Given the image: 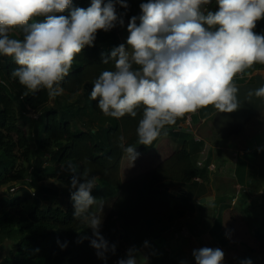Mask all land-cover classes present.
Masks as SVG:
<instances>
[{"label":"trees","instance_id":"trees-1","mask_svg":"<svg viewBox=\"0 0 264 264\" xmlns=\"http://www.w3.org/2000/svg\"><path fill=\"white\" fill-rule=\"evenodd\" d=\"M90 3L91 0H73L74 7L87 8ZM128 3L130 10L124 17V27L132 15H139L142 1ZM203 7L206 11L218 9L216 0ZM124 11L117 5L118 13ZM60 14L68 15L69 12L57 13ZM44 19L37 17L36 22ZM124 27L117 25L108 32L98 30L94 46H86L76 56L68 76L60 82L63 94L55 98H49L46 89L33 93L20 84L18 78L11 75L17 67L14 59L0 55V189L18 182L22 184L21 190L26 192V195L9 192V196L0 197V233L13 242L5 264H111L119 243L128 240L131 229L137 232L139 245L151 238L158 247L148 254L150 264H173L172 257L165 258L168 249L161 247L164 243L158 245L154 238H166L167 231L177 226L172 229V235H175L181 229L180 220L204 205L194 203L195 199L206 195V191L195 193L194 188H204V184H198L195 178H201L202 183L208 182L213 154L211 150L204 156L205 139L196 138L189 127L182 125L189 119L188 114L175 125L165 126L161 135L146 146L138 143L136 131L143 106L136 109L135 118L126 114L117 119L104 115L97 107L98 102L90 98L94 81L102 71L114 70L111 61L108 64L102 62V53L108 54L113 47L123 43L120 32ZM254 31L264 33L263 20L257 21ZM11 34L13 38H23L19 29ZM256 66L264 69V64L256 63ZM246 74L245 71L241 77H234L233 83L253 82L255 76L247 78ZM27 113L28 122H21V116L26 117ZM216 113L217 109L209 105L191 113L190 118H196L195 122L199 119L196 124H200ZM26 123L27 130L24 128ZM121 136L126 146H135L139 153L149 151L163 136H169L180 147L154 169L122 181L120 165L126 154L119 147ZM262 151V154L250 152L249 157L247 151L243 157L259 155L264 163ZM239 162L243 165L237 168L238 173L247 167L242 156L237 157V164ZM252 163L249 159V169L253 167ZM69 164L75 168V173L68 169ZM85 172L89 177H97L100 188L93 190L95 198L103 191V186L114 198L112 210L100 228L105 239L117 245L115 254H107V261L98 258L96 249L90 246L88 238L93 237V230L88 227L87 220L83 216L79 219L73 216L70 182L73 175ZM245 174L238 175L237 179L243 189L251 187L245 183ZM47 179L58 182L62 188L54 190ZM30 189H34V193ZM60 192L70 198L67 207H53L56 200L53 201L52 195L57 196ZM31 193L34 196L29 203L25 196ZM214 215L216 219L210 231L215 237H224L220 210ZM141 222L149 228L147 234L138 232L140 227L137 225ZM260 223L263 230L255 231L254 236L264 254V216ZM81 239L83 242H78ZM65 242L67 246L62 248ZM158 251L165 254L159 255Z\"/></svg>","mask_w":264,"mask_h":264},{"label":"clouds","instance_id":"clouds-1","mask_svg":"<svg viewBox=\"0 0 264 264\" xmlns=\"http://www.w3.org/2000/svg\"><path fill=\"white\" fill-rule=\"evenodd\" d=\"M211 2L146 0L139 5V15L128 20L126 42L102 53V62L111 61L114 70L102 71L90 98L104 115L117 119L126 114L135 118L136 109L143 106L136 129L140 145H151L165 126L200 108L234 111V77L256 63L264 64V33L254 31L257 21L264 19V0H216L217 10L203 11L202 6ZM117 5L125 11L118 13ZM129 10L128 0H91L87 8L74 7L73 0H0V55L14 59L17 67L11 75L20 84L33 93L46 89L49 98H55L63 94L60 82L76 56L94 46L98 30L124 27ZM66 11L68 15H57ZM37 17L45 19L36 22ZM16 29L22 39L10 35ZM248 96L264 98V85ZM119 147L132 160L140 155L135 146L125 145L123 136ZM68 169L75 173L71 164ZM70 185L73 216L88 221L93 230L90 246L107 261L117 245L101 234L103 218L89 213L97 203L92 195L97 177L87 172L73 175ZM66 246L67 242L61 245ZM136 251L128 249L127 258L117 264H137ZM192 255L196 264H222L225 258L220 248L211 247L194 249ZM241 264L253 262L247 258Z\"/></svg>","mask_w":264,"mask_h":264},{"label":"rangeland","instance_id":"rangeland-1","mask_svg":"<svg viewBox=\"0 0 264 264\" xmlns=\"http://www.w3.org/2000/svg\"><path fill=\"white\" fill-rule=\"evenodd\" d=\"M131 1L145 2L146 0H128V2ZM262 20L264 21V19ZM11 33L10 35L12 36ZM128 35L126 26L120 32V38L123 43L126 42ZM256 67V64H254L250 68L245 69L242 75H244L245 71L247 74L252 72V74H264V69H257ZM235 77H241V73ZM190 116H192L191 113L188 114L189 121L182 122V125L189 127L196 138L205 139L206 147L204 156L207 155L208 151L212 150V168L216 170L215 172L212 171L211 177L213 178V182L209 183V187H206V183H204V188L195 189H198L197 192L206 191L205 196L212 195L213 199L206 201L214 206H206L205 202H202L201 204L204 205L201 206L202 209H199L200 207L198 208L199 213L196 214L195 211L189 214L190 218L185 220L187 228L173 235L175 237L174 241L171 234H166V238L164 236L154 238L153 241L156 244L160 245L164 243L161 247L168 249V254L158 251L160 253L159 255L165 254L167 255L165 257L167 259L172 257L173 264H181V261H185L186 264H196V260L192 255L193 250L211 247L213 249L220 248L225 253L222 264H241V261L247 258H251L253 264H264V254H262V250L254 236L255 231L263 230L262 223L260 222L264 216V163L260 161L259 155L253 158H247L250 152L254 153L259 151L262 154V150H264V109L250 117L240 130H221L217 124L216 114L208 120L203 119L202 122H205L200 123L199 126L196 124L199 119L195 122L196 118L194 120V117L191 119ZM23 121L28 122V113L26 117L21 116V122ZM24 128L25 130L29 128L27 123ZM178 147H180L179 143L175 142L169 136H163L149 151L140 153L135 160L124 155L121 159L120 178L122 181H126L154 169L159 163L166 160L165 158H168ZM245 152H247V157L244 160H248L249 162L250 159L253 162V167L251 169L246 168V170L238 173L237 168L243 164L241 162L237 164V157L245 154ZM244 172L246 173L245 183L251 186L248 188L245 187V189L237 182L238 175L241 177ZM46 182L52 185L54 190H56L55 188H62L61 184L52 179H47ZM21 187L22 184L18 182L16 185H6L0 189V197L9 196V192L15 195H26V192L22 191ZM215 191L216 194H214ZM32 193L29 196H25L28 198L29 203H31L34 196ZM110 193L111 191L106 186H103V191L96 198L97 203L89 209V213L103 218L102 224L112 210L111 207L114 203V198ZM255 193L257 194L253 197L252 195ZM223 194H227V196L225 197ZM246 194L250 196L247 195L248 197H246ZM222 196L224 198L220 199ZM52 199L53 201L56 200L53 207L60 206L64 208L70 203L69 196L63 192H60L57 196L52 195ZM217 210H220L223 216L224 237H215L210 231L216 219V215L214 214L217 213ZM189 226H192L191 229L194 233L188 230ZM137 227H140L138 232L142 234H147L150 231L145 222L139 223ZM135 233L137 232L131 229L128 240L125 239L119 243L118 253L115 255L111 264H117L119 259L127 258V252L130 248L137 250L135 253L137 264H150L151 257L148 254L153 250H157L158 247L154 245L151 238L146 239L139 245V237ZM12 243L11 239H8L4 233H0V264H5L6 256H10Z\"/></svg>","mask_w":264,"mask_h":264},{"label":"water","instance_id":"water-1","mask_svg":"<svg viewBox=\"0 0 264 264\" xmlns=\"http://www.w3.org/2000/svg\"><path fill=\"white\" fill-rule=\"evenodd\" d=\"M253 82L243 84H235L237 92L238 107L232 112H220L217 110V124L221 130H240L246 122L257 112L264 109V98L253 96L249 99L248 93L250 90L258 89L264 85V74L257 73L254 75ZM100 188V185L97 186ZM213 199L212 195L204 196L199 199V202Z\"/></svg>","mask_w":264,"mask_h":264},{"label":"crops","instance_id":"crops-1","mask_svg":"<svg viewBox=\"0 0 264 264\" xmlns=\"http://www.w3.org/2000/svg\"><path fill=\"white\" fill-rule=\"evenodd\" d=\"M253 73V72H252ZM252 73H249V74H246V76L247 77H252L253 75H255V74H252ZM188 120V119H187ZM189 121V120H188ZM197 126H199V124L197 125ZM241 156H242V158L243 159H245L244 157H243V154H241ZM240 157V156H239ZM245 162H246V168L247 169H249V164H248V160H245ZM210 168H212V165L210 166ZM212 171H216V170H213V168L211 169V173H210V175H209V180H208V182L206 183V187L208 186L209 187V183H212L213 182V178L211 177V174L213 173ZM213 177H214V175H213ZM195 181H197L198 182V184H204V183H202V179L201 178H195ZM205 185V184H204ZM213 185V184H212ZM211 185V186H212ZM196 188H198V187H196ZM211 188H213V187H211ZM194 191H195V193H198L197 191H198V189H195L194 188ZM214 194H216V191L214 192ZM257 193H255L254 195H252L253 197L256 195ZM205 195H203L202 197H204ZM202 197H200V198H202ZM200 198H197V199H195V201H194V203L195 204H197V203H199V199ZM199 207H197L196 209V214H198L199 213V209H202V207H200L199 209H198ZM187 218H190V215H187L186 216V218L184 217V218H182L181 220H180V225H181V229L180 230H178V232L180 231L181 232V230H184V229H186L187 227H186V223H185V220L187 219ZM191 227L192 226H189L188 227V230L190 231L191 230ZM173 228H176L177 229V226L176 227H174L173 226ZM172 228V229H173ZM172 229H169L168 231H167V233L166 234H171L172 235V233H173V231H172ZM192 231V230H191ZM192 233H194L193 231H192ZM176 235V234H175ZM172 238H175V237H173V235H172ZM171 238V239H172ZM179 238V237H178Z\"/></svg>","mask_w":264,"mask_h":264},{"label":"built area","instance_id":"built-area-1","mask_svg":"<svg viewBox=\"0 0 264 264\" xmlns=\"http://www.w3.org/2000/svg\"><path fill=\"white\" fill-rule=\"evenodd\" d=\"M202 10H203V11H206V7H203Z\"/></svg>","mask_w":264,"mask_h":264}]
</instances>
